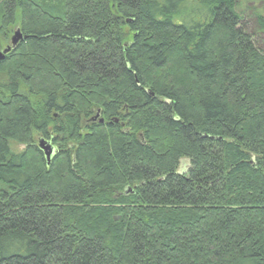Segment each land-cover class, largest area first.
<instances>
[{
    "label": "trees",
    "instance_id": "1",
    "mask_svg": "<svg viewBox=\"0 0 264 264\" xmlns=\"http://www.w3.org/2000/svg\"><path fill=\"white\" fill-rule=\"evenodd\" d=\"M248 4L0 0V264H264Z\"/></svg>",
    "mask_w": 264,
    "mask_h": 264
},
{
    "label": "water",
    "instance_id": "2",
    "mask_svg": "<svg viewBox=\"0 0 264 264\" xmlns=\"http://www.w3.org/2000/svg\"><path fill=\"white\" fill-rule=\"evenodd\" d=\"M21 39H23V35L18 30L14 33V35L11 39L12 45L7 46L3 50H0V62L5 59L6 54H8L10 52V50L12 49V47H14ZM101 121L104 122V119H101ZM39 146L45 152L48 160H50V158L54 152L53 147L50 145V143L45 141V140H41ZM115 219H119V216L115 217Z\"/></svg>",
    "mask_w": 264,
    "mask_h": 264
},
{
    "label": "rangeland",
    "instance_id": "3",
    "mask_svg": "<svg viewBox=\"0 0 264 264\" xmlns=\"http://www.w3.org/2000/svg\"><path fill=\"white\" fill-rule=\"evenodd\" d=\"M246 1H248L249 2V8L252 10L253 8L256 10V11H263L264 12V0H246ZM252 25V27L253 28H255V24L254 23H252L251 24ZM255 32H257V29L255 28ZM14 35V33L12 34V36ZM12 38V37H11ZM10 42H11V40H10ZM11 43H9L8 45H10ZM8 45H4V46H2L1 48H0V50H3L4 48H6ZM11 147H12V150L14 151V152H19V151H21V150H23V146L22 145H19V144H17V143H14V142H12L11 143Z\"/></svg>",
    "mask_w": 264,
    "mask_h": 264
},
{
    "label": "flooded vegetation",
    "instance_id": "4",
    "mask_svg": "<svg viewBox=\"0 0 264 264\" xmlns=\"http://www.w3.org/2000/svg\"><path fill=\"white\" fill-rule=\"evenodd\" d=\"M102 122V121H101Z\"/></svg>",
    "mask_w": 264,
    "mask_h": 264
}]
</instances>
